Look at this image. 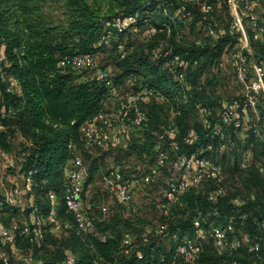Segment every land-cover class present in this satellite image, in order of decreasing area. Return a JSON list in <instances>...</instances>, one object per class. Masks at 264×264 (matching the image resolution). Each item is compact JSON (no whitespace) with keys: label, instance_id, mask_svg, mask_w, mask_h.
Returning <instances> with one entry per match:
<instances>
[{"label":"trees","instance_id":"1","mask_svg":"<svg viewBox=\"0 0 264 264\" xmlns=\"http://www.w3.org/2000/svg\"><path fill=\"white\" fill-rule=\"evenodd\" d=\"M214 1L217 3L213 11L204 14L199 4L192 0H0V107L7 112L0 119V152L11 153L15 137L21 138L17 145V165L24 183L25 175L31 171L32 182L27 190L36 191L37 195L30 202L31 213L44 220L53 205L59 219V205L62 203L66 212L74 218L64 203L70 160L76 154L80 156V145L86 147L82 140V126L100 112L107 113L103 106L111 101L105 84L96 76L85 77L82 75L84 69L60 65L64 55H94L101 47L117 39L114 48L121 61L118 75L121 81L109 77L118 85L125 84L129 79L128 91L144 87L154 91L155 95L142 104L146 112L145 122L131 131L125 147L120 145L118 148L133 152L139 159H145V154L154 152L156 160L158 151L163 147L151 141L147 132L153 119L160 117L163 103L168 105L172 116L164 126L172 125L176 132L169 137L163 129L158 138L163 143L168 138L169 145L176 143L175 155L195 153L201 156L203 153L196 152V147L207 149L210 144L211 148L207 151L214 152L217 144L218 148L220 143L226 144L224 135L218 136L211 131L218 123L220 112L213 115L204 94L206 89L197 82L204 69L213 62L212 55L220 54L225 41L236 39L227 33L228 25L220 26L215 16V8H224L225 0ZM261 2L264 3V0H258L259 4ZM175 10H180L176 17L171 12ZM128 15L136 16L133 25L121 32L107 33V20ZM185 18H190L191 22L201 21L206 26L207 39L184 40ZM151 26L155 32H148ZM138 28H142L147 37H164V46L156 53L151 50L152 44L147 48L128 46L122 37ZM209 28L215 31V37L207 33ZM105 37L109 39L107 43H103ZM119 43L123 45V57L117 49ZM250 46L255 54L264 56V36L258 41H250ZM174 55H178L180 60L172 61ZM181 72L182 81L178 79ZM10 79L15 85L8 89ZM200 104L210 111L205 123L197 111ZM257 109L260 116L264 115L263 100L259 99ZM191 116L197 119L193 125L188 122ZM191 130L193 137L187 143L183 138ZM254 138L264 143V139L250 136V139ZM92 160L83 180L82 198L85 183L92 181L97 167L95 159ZM257 172L258 175L251 173V179L259 191H249L241 202L228 197L226 191L215 200H209L207 193L211 188L207 187L213 184L212 181L174 197L158 227H163L160 234L176 246L183 238L195 235L194 220H199L204 229L210 221L214 226L231 222L237 230L236 236L243 231L260 241L261 259L257 263H264V233L257 226V222L264 219V176ZM49 193L55 195L53 203ZM251 193H254L253 199L249 197ZM14 206L0 194V216H10ZM84 208L93 219V232L69 229L68 237L52 238L50 247L46 248L43 244L47 232H57L45 222L41 224V239L36 240L32 231L28 235L16 233L14 246L18 252L15 255L11 254L9 246L2 244L0 238V264H5L1 256L3 251L9 256L7 264H66L68 254L73 256L74 264H167L169 261L175 246L166 250L160 241H153L149 233L148 240L143 242L142 232L132 230L130 219L121 221L117 215L97 219L92 215L91 204ZM19 210L24 211L23 208ZM206 218L208 221H205ZM0 219L6 220L5 217ZM0 222L7 227L12 223L21 226L30 222V216L25 222ZM74 223L77 227L75 219ZM125 231L135 236L131 245L127 246V252L122 244ZM137 251L141 253L140 257ZM202 252L203 249L200 254ZM28 253L32 259L26 262L23 257ZM211 257L210 254L204 255V262L211 263ZM222 258L227 259V264L232 258L240 260L236 251L225 253L219 259ZM250 261L248 255L247 260L241 262L250 264ZM183 262L192 261L179 259L175 264Z\"/></svg>","mask_w":264,"mask_h":264},{"label":"built area","instance_id":"2","mask_svg":"<svg viewBox=\"0 0 264 264\" xmlns=\"http://www.w3.org/2000/svg\"><path fill=\"white\" fill-rule=\"evenodd\" d=\"M199 4L202 13L207 14L213 11L216 6L214 0H192ZM229 14L230 24L228 25L227 33L236 37L238 48L231 55L232 70L236 81L242 87L240 97L229 99L220 111L218 123H216L211 131L213 134L223 136V128L231 126L235 131L246 125L243 131L244 137L251 135L264 139V115L260 116L257 109L259 99L264 102V62L255 56L254 51L250 46V41H258L264 36V16L258 11V0H225ZM136 22L135 15L115 16L105 22L107 33L121 32L128 26ZM150 33L155 32V28H149ZM211 37H215L216 33L212 28L207 30ZM108 37L103 38V43L108 42ZM122 43L117 45L120 52V57H123ZM167 54V53H165ZM178 55H174L172 61H179ZM59 64L62 66H70L73 69L83 70L90 69L95 66L94 56L92 54H72L61 57ZM223 62L220 63V66ZM96 78L102 81L108 91V97L117 102L116 117H112L107 113L100 112L94 116L81 128L82 140L85 146L91 149L107 148L111 145L126 146L130 138V133L134 129L140 128L146 120V112L142 107L149 98L155 95L151 88L144 87L136 91H128L121 95L120 85L116 84L105 69L97 72ZM178 79L182 81L183 73L178 74ZM129 79L126 81L127 86L130 85ZM15 85L14 80H9V88ZM197 111L203 122H206V115L210 113L205 105H197ZM252 112V115H249ZM7 112L0 107V119L5 117ZM256 120V121H255ZM261 120V121H260ZM260 121V123H259ZM175 128L172 125H167L164 128V133L169 137L175 135ZM193 137V131H189L183 138L185 142L190 143ZM225 143H220L219 148L224 149ZM178 148L176 143L170 144V149L176 151ZM210 149L211 145L208 144ZM168 158V153L165 150H159L156 155L155 163L149 166L145 179L157 174L158 168L162 166ZM176 176L171 179L165 191L167 200H172L174 197L186 192L190 188H199L203 183L212 181L213 187L208 191L207 198L215 200L218 196L224 194V176L219 164L212 161L204 155H196L195 153H179L175 155L172 163ZM242 166H246L245 163ZM258 170L264 175V164H260ZM84 169L82 168L81 157L76 154L70 160V166L67 171L66 189L64 193V203L67 211L74 216L78 229L84 232H93V219L85 211L83 204L82 190ZM31 171L25 175V188L29 189L31 185ZM103 183L107 189L112 191L119 203H127L132 198V190L130 184L123 178L118 168H111L103 176ZM19 193L18 188H14L9 194L5 195L6 200L11 202L12 197ZM52 203L55 200L54 193L48 194ZM254 198V193L249 195ZM90 206V204H87ZM166 208V204H162ZM35 209V208H34ZM102 212L106 211L105 206H101ZM167 209H165V212ZM45 222L51 225L52 231L61 232L68 227L67 222H61L55 213V208L52 205L44 220H40L36 215L30 216V222L23 223L21 226L12 223L9 227L0 222V238L3 245L11 248V254L15 255L18 249L15 248L16 233L20 235H28L31 231L34 233V238H42L41 224ZM195 235L193 237H185L181 242L177 243L172 255L167 264H175L179 259L194 261L202 251L201 239L208 236L212 241L213 249L216 253L223 255L237 251L240 247H245L247 254L251 257L250 264H259L257 260L261 259V243L258 239L250 237L248 234H242V241L236 236L237 230L231 222H227L222 226H212L209 229H204L199 220H194ZM258 228L264 233V219L257 222ZM163 227L158 229L162 232ZM134 234L130 231H125L122 235V244L125 246L131 245ZM103 239L104 236H101ZM143 242L148 240L147 233L141 234ZM138 257L141 253L137 251ZM1 256L4 263H8L9 256L3 251ZM31 254L28 253L23 257L24 261H30ZM163 260V258H162ZM264 262V261H263ZM66 264H74V258L68 254ZM229 264H243L240 260L232 258ZM264 264V263H262Z\"/></svg>","mask_w":264,"mask_h":264},{"label":"rangeland","instance_id":"3","mask_svg":"<svg viewBox=\"0 0 264 264\" xmlns=\"http://www.w3.org/2000/svg\"><path fill=\"white\" fill-rule=\"evenodd\" d=\"M258 11L261 16H264V3L261 2L258 5ZM180 10L171 11L173 16L176 17ZM215 16L218 20L217 23L220 26H226L230 24V14L227 5L223 8L217 6L215 8ZM187 21L184 29V40L192 39H207L205 32L206 26L201 21L191 22L190 18H185ZM191 22V24H190ZM189 23V25H188ZM144 30L138 28L132 31H128L124 38V41L128 46H135L140 48H147L152 44L151 49L153 53L158 52L165 42V38L147 37L143 34ZM154 38V39H153ZM117 39H113V43L108 46H103L95 52L94 60L95 66L90 69H84L82 75L85 77H95L97 72L101 69H105L108 74L115 79H119L121 61L117 58V50L114 48ZM239 46L237 39H228L224 42L220 54L214 53L211 57V62L198 77V84L206 89L205 96L209 102V105L213 111V115H218L223 105L233 97H240L242 93L241 85L236 81L234 72L232 70L231 55L235 49ZM219 61L223 62L222 66H218ZM214 64V65H213ZM121 81V80H120ZM119 81V82H120ZM127 84L121 83V95L128 92L126 89ZM162 103V102H161ZM168 103V102H167ZM111 108L117 107L116 100H112ZM108 109V114L112 115L113 110ZM163 111L159 118L153 119L149 124L148 138L162 145L163 150L168 153L166 162L158 168L157 174L145 179L148 168L154 163L155 153L150 152L145 154V159H139L133 152L122 150L119 145H111L104 149H89L82 145L78 147V153L80 154L82 161V168L84 173L95 159L97 167L93 174L91 182L85 183L84 189V205H92V215L95 218H110L118 216L117 219L123 221L124 219H130L132 221V230L135 232L149 233L153 241H160L162 245L168 250L171 246H175L170 242H167L165 237L158 233V227L165 214V209L162 204L171 206L172 200H167L165 197V191L168 182L176 176L172 163L175 158V153L170 149L168 138L165 139L166 143H163L158 135L163 131L165 122L167 123L172 117L168 112V105L162 104ZM115 110V109H114ZM252 115V112H249ZM256 121V120H255ZM190 125L197 122L194 116L188 120ZM1 125V124H0ZM246 125H243L237 130H233L231 127L223 128V133L226 140V147L224 149L218 148L214 152H208L205 148L196 147L195 151L203 153L204 156L215 163L219 164L224 176V189L226 195L236 202H241L247 196L249 191L258 190L251 179V173L258 175V167L260 164H264V143L257 139H250V137H244L243 131ZM21 138L16 136L14 139V145L11 153L0 152V194L5 196L11 192L15 187L18 188L19 193L12 197L11 203L15 205L10 216L5 214L3 222H9L13 220L27 221L28 217L33 215L30 212V202L34 201L36 191H28L25 188L22 173L19 171L17 165V158L19 154L18 143ZM163 143V144H162ZM250 144V145H249ZM245 163L246 166H242ZM118 166V167H117ZM120 168V172L123 178L130 184L132 190V198L127 203H119L112 191L107 189L103 183V176L111 168ZM259 171V170H258ZM260 173V172H259ZM261 174V173H260ZM263 175V174H262ZM264 176V175H263ZM84 174L83 180L86 178ZM213 184H210L207 188H212ZM60 197V196H59ZM60 199V198H59ZM105 206L106 211L101 212L100 207ZM23 208V210H19ZM46 209V208H45ZM59 219L68 223V229L61 231L60 233L47 232L43 246L50 247L52 238H66L68 237L69 229L77 232L78 228L75 227L74 218L68 214L62 203L59 205ZM8 217V218H7ZM205 221H208L206 218ZM214 226L210 221L208 222L207 229ZM128 228V227H127ZM141 233V234H142ZM243 231L238 233L237 237L242 241ZM140 242V241H139ZM203 248L202 254H200L192 262H183L182 264H227V259L222 258L220 254L216 253L212 246L211 239L206 236L201 239ZM212 255L211 263H205L204 255ZM237 257L245 262L247 260V252L245 247H240L236 251ZM179 264V263H178Z\"/></svg>","mask_w":264,"mask_h":264},{"label":"crops","instance_id":"4","mask_svg":"<svg viewBox=\"0 0 264 264\" xmlns=\"http://www.w3.org/2000/svg\"><path fill=\"white\" fill-rule=\"evenodd\" d=\"M112 103V100L109 101L108 103H105L104 106H103V109L105 110V112L108 111V109L110 110V108L114 105L111 104ZM115 109V110H114ZM111 110H113V114H112V117H116V114H117V109L116 108H111ZM108 114V112H107ZM250 145V144H249ZM87 174V172H85Z\"/></svg>","mask_w":264,"mask_h":264},{"label":"water","instance_id":"5","mask_svg":"<svg viewBox=\"0 0 264 264\" xmlns=\"http://www.w3.org/2000/svg\"><path fill=\"white\" fill-rule=\"evenodd\" d=\"M255 56H257L259 59H261L264 62V56H261V55H258V54H255Z\"/></svg>","mask_w":264,"mask_h":264}]
</instances>
